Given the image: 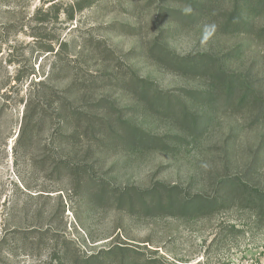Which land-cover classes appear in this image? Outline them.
I'll use <instances>...</instances> for the list:
<instances>
[{
    "label": "rangeland",
    "instance_id": "374dc122",
    "mask_svg": "<svg viewBox=\"0 0 264 264\" xmlns=\"http://www.w3.org/2000/svg\"><path fill=\"white\" fill-rule=\"evenodd\" d=\"M235 5L0 0V264H264V205L234 183L264 188V116L238 93L223 101L215 78L264 98V2L244 0L243 27ZM202 57L215 66L191 69ZM157 95L176 113L162 114ZM182 107L199 127L181 123ZM74 109L100 133L80 128L83 141L64 150ZM144 133L169 148L121 138ZM63 157L86 170L70 175ZM158 182L217 202L151 211L138 194Z\"/></svg>",
    "mask_w": 264,
    "mask_h": 264
},
{
    "label": "trees",
    "instance_id": "16d2710c",
    "mask_svg": "<svg viewBox=\"0 0 264 264\" xmlns=\"http://www.w3.org/2000/svg\"><path fill=\"white\" fill-rule=\"evenodd\" d=\"M236 5H235V10L234 13H232L231 18L233 19L234 17V24H239L243 27V18H242V13L244 10V6L242 5L244 3V0H234ZM264 0H257V4H263ZM246 3V1H245ZM240 5V7H239ZM230 18V17H229ZM242 18V19H241ZM231 19L228 20V23L230 22ZM239 22V23H238ZM215 60L212 59H206L204 57L201 58L197 63L195 64H188L191 69L193 70H200L203 71V69H212L213 66H215L214 62ZM202 62V63H201ZM183 63V62H181ZM213 63V64H212ZM192 70V71H193ZM215 78L218 81L219 84V94L223 95L225 98H222L223 101H234L232 98L235 96L236 93L239 94V101L238 104L240 106H245L246 104H250L252 106V111H255L259 116H264V98L260 97L258 95L257 91L254 89H251L250 85L243 87V85H239L240 81L238 78L227 75L224 71L219 72L215 75ZM142 85V88L146 89L145 91V96L147 97L148 95V87H150L148 84V80L142 79L141 82H139ZM132 87V86H131ZM243 87V88H241ZM218 88V87H217ZM221 90V91H220ZM144 92V91H143ZM193 93V92H192ZM241 93V94H240ZM218 94V95H219ZM195 95V94H193ZM206 95H209L211 97L210 101L215 103L216 97L215 96L214 100H212V94L206 93ZM156 99V104L155 106H160L161 110H165L166 114L163 112L162 114L168 115V114H175L176 113V106L173 103V100L165 95L161 96H154ZM204 98V97H203ZM207 99V97H205ZM217 101H220V98ZM175 107V109H174ZM158 108V107H157ZM160 109V108H159ZM160 110V111H161ZM68 110L64 109V115L65 113L67 114ZM161 111V112H162ZM82 113H87L84 111H80V109H74L72 112H69L70 117L72 118V122L69 123L70 128L73 127L74 132H63L61 134L62 139L66 140V144L64 147V150H66L67 145L73 143H81L82 140V135L83 133H86L85 135H89L91 138H95L97 133H100L99 128L94 123L93 118H86L87 122L83 125V115ZM180 115L182 116L181 123L184 124H192L189 128L194 130V127H199L201 124V119H198L196 116L193 114H189L188 110L185 107L181 108V113ZM194 116V118L191 117ZM190 116V118H189ZM188 122V123H187ZM68 125V124H67ZM187 126V127H188ZM80 128L83 129V133L80 132ZM123 142H126L130 145V147H133V149H138L141 145H144L143 147L145 149H165L169 148L168 143L165 139L163 138H158L154 135L144 133L141 135V139H144L142 142H137L135 139L132 138H124L121 137ZM69 141V142H67ZM100 140H98V145ZM86 163L84 164L82 161L76 160L75 158H60L59 162V168H63L66 170L70 175H77L79 176L82 171L86 170ZM235 185L238 186V189H242L249 197L251 203H254L259 206L264 205V188H261L259 186H255L252 184H249L246 182L242 177L236 178L234 181ZM236 186V187H237ZM128 192H125L124 194H121L120 196V201L124 200ZM139 198L142 199V201H148L151 202L152 204H148V209H150L151 205L154 206V209L160 210L162 212H168V213H174V211H183L184 210H191V209H211L213 207V204L217 202V198L211 197V196H205V195H199L195 197H187L182 194L180 188L176 185L172 186H167L163 182H158L156 186L152 188H148L144 191H141L138 194ZM128 197H132L129 196ZM249 201V202H250ZM151 210V209H150ZM152 211V210H151Z\"/></svg>",
    "mask_w": 264,
    "mask_h": 264
}]
</instances>
